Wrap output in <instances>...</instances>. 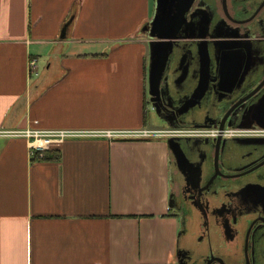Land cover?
I'll list each match as a JSON object with an SVG mask.
<instances>
[{
    "label": "crops",
    "instance_id": "0c3cea01",
    "mask_svg": "<svg viewBox=\"0 0 264 264\" xmlns=\"http://www.w3.org/2000/svg\"><path fill=\"white\" fill-rule=\"evenodd\" d=\"M155 10L156 0H0V131L157 129L143 30ZM170 153L161 140L89 135L41 155L0 134V264L165 262L178 229L158 242L153 222L174 216Z\"/></svg>",
    "mask_w": 264,
    "mask_h": 264
},
{
    "label": "flooded vegetation",
    "instance_id": "af4514ba",
    "mask_svg": "<svg viewBox=\"0 0 264 264\" xmlns=\"http://www.w3.org/2000/svg\"><path fill=\"white\" fill-rule=\"evenodd\" d=\"M191 12L196 22L211 21L214 35L238 40L218 51V73L204 71L191 82L208 85L201 110L169 115L171 122L220 127L222 121L224 128L262 131L184 142L199 170L184 174L176 167L174 174V208L183 220L180 257L183 264H264V127L250 113L264 96V0H195ZM238 109L243 112L234 114Z\"/></svg>",
    "mask_w": 264,
    "mask_h": 264
},
{
    "label": "water",
    "instance_id": "95a60500",
    "mask_svg": "<svg viewBox=\"0 0 264 264\" xmlns=\"http://www.w3.org/2000/svg\"><path fill=\"white\" fill-rule=\"evenodd\" d=\"M194 2L195 0H156L154 16L143 28L152 37L149 40L150 101L157 114L169 126H177L171 122L169 115L177 117L186 112L197 114L201 110L208 85L206 82V84L200 82L199 85L193 87L191 82L196 79L198 73L203 74L204 71L218 73V68H215L218 51H228L230 46H224L223 43L238 40L214 35L211 30V21L196 22L195 12H191ZM203 8L208 13L209 5L208 9ZM199 26L200 29H206V32L196 33L195 30ZM188 31L191 33H186ZM190 89L192 92H188ZM182 103L186 105L183 110L178 107ZM221 108L218 107V110L220 111ZM233 109L228 111V115ZM242 112V109H238L234 114ZM250 113H252L253 120L264 127V96ZM219 125L221 129L225 127L222 121ZM200 138L203 137H170L167 139L172 162L184 174L191 171L192 167L195 172L199 170L188 158L184 142L193 141V144H196ZM219 139L220 137H217L216 140ZM170 206L173 208L176 206L173 202V192L170 194ZM181 233L182 230L179 238ZM180 253L178 247V261L179 264H183Z\"/></svg>",
    "mask_w": 264,
    "mask_h": 264
},
{
    "label": "built area",
    "instance_id": "2783aa9c",
    "mask_svg": "<svg viewBox=\"0 0 264 264\" xmlns=\"http://www.w3.org/2000/svg\"><path fill=\"white\" fill-rule=\"evenodd\" d=\"M30 70L37 69V59L29 60ZM262 131L260 128H247L239 126L220 127H193V126H169L161 129L140 128V129H105V130H69V129H15L0 131L14 137H26L30 140L32 148L38 150L41 155L50 148L53 143H61L71 136L97 135L110 139L116 138H150V137H210L216 138L220 135L233 136Z\"/></svg>",
    "mask_w": 264,
    "mask_h": 264
},
{
    "label": "rangeland",
    "instance_id": "374dc122",
    "mask_svg": "<svg viewBox=\"0 0 264 264\" xmlns=\"http://www.w3.org/2000/svg\"><path fill=\"white\" fill-rule=\"evenodd\" d=\"M47 64V61L44 60V58L40 61V66L43 68L45 65ZM149 69H150V60H149V65H148ZM148 93H149V86H148ZM149 110H150V116L153 119V125L155 126V128L159 129V128H166L169 127V125L167 124V122L162 119L157 112L155 111V109L153 108L152 103L150 102L149 104ZM152 129V128H151ZM154 129V128H153ZM124 139H128V140H161L163 142H165L166 146L167 144V139L166 137H150V138H138V137H133V138H124ZM169 164L171 165V169H170V182L172 184V189H173V184H174V174L176 171V166L173 164L172 160H171V153H170V162ZM171 190H170V194H171ZM170 194H169V199H170ZM170 204V203H169ZM173 212L172 215L174 214V216H167V221L162 222L161 220L155 219V221L153 222V226H161V234L158 236L157 240L158 242L163 240V235H162V231L165 230L166 228L172 226L174 223L176 224V229L177 230V235H176V242H175V248L173 249V251L171 252V254H169L167 256V259L165 262L161 263V264H179L178 261V255H177V248H178V241H179V234L182 230L183 227V220L181 219L180 215L175 213V208L171 207ZM176 217V220L173 218ZM160 218V217H159ZM169 218H173L171 220H175V221H169Z\"/></svg>",
    "mask_w": 264,
    "mask_h": 264
}]
</instances>
